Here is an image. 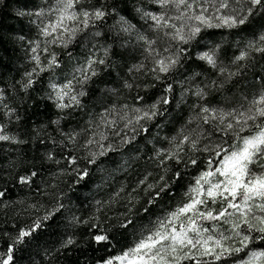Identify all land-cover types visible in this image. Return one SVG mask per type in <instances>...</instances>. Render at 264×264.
I'll use <instances>...</instances> for the list:
<instances>
[{
	"label": "snow or ice",
	"instance_id": "obj_1",
	"mask_svg": "<svg viewBox=\"0 0 264 264\" xmlns=\"http://www.w3.org/2000/svg\"><path fill=\"white\" fill-rule=\"evenodd\" d=\"M0 13V264H264V0Z\"/></svg>",
	"mask_w": 264,
	"mask_h": 264
},
{
	"label": "trees",
	"instance_id": "obj_2",
	"mask_svg": "<svg viewBox=\"0 0 264 264\" xmlns=\"http://www.w3.org/2000/svg\"><path fill=\"white\" fill-rule=\"evenodd\" d=\"M0 21H2L5 27L7 26H12V27H17V28L19 27V25L14 19H11L10 17L2 13H0ZM5 47L7 50H5V48H0V56H3L5 60L8 62L5 68L2 70L6 78L8 75H18V73L16 72V67L20 63H22V59H21L22 53L13 52L11 45H6ZM49 115L50 113L47 111H40L38 113V118L41 120L47 119ZM29 117L30 118L37 117L36 111L35 110L31 111L29 113ZM89 254L91 255V253ZM78 256H79V253H75L72 257H69L67 264H75V260Z\"/></svg>",
	"mask_w": 264,
	"mask_h": 264
}]
</instances>
